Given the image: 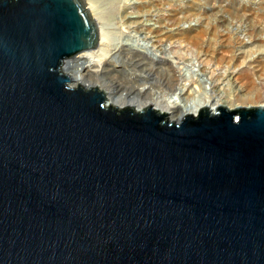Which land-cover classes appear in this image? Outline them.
<instances>
[{"label": "water", "instance_id": "1", "mask_svg": "<svg viewBox=\"0 0 264 264\" xmlns=\"http://www.w3.org/2000/svg\"><path fill=\"white\" fill-rule=\"evenodd\" d=\"M97 39L84 0H0V264H264V107H105L61 72Z\"/></svg>", "mask_w": 264, "mask_h": 264}, {"label": "rangeland", "instance_id": "2", "mask_svg": "<svg viewBox=\"0 0 264 264\" xmlns=\"http://www.w3.org/2000/svg\"><path fill=\"white\" fill-rule=\"evenodd\" d=\"M92 1L106 34L130 35L141 49L147 45L152 51L158 43L162 50H176L186 45L183 36L201 33L202 50H193L184 68L203 79L207 95H218L229 110L264 105V0Z\"/></svg>", "mask_w": 264, "mask_h": 264}, {"label": "bare ground", "instance_id": "3", "mask_svg": "<svg viewBox=\"0 0 264 264\" xmlns=\"http://www.w3.org/2000/svg\"><path fill=\"white\" fill-rule=\"evenodd\" d=\"M84 1L97 26V45L63 61L61 72L70 79L69 88L74 89L77 84L85 90L96 86L105 95V107L110 105L123 109L128 106L140 112L150 104L158 114L168 113L165 118L174 124L181 123L184 115L196 117L197 110L202 107H208L211 114L215 113V107L227 108L218 95H207L203 79L184 68L188 55L193 50H202L197 40L201 33L194 37L183 36L186 45L176 50H162L158 43L150 46L152 51L147 45L141 49L138 48V40L130 35H125L124 39L121 34H106L95 3ZM221 23L225 20L221 19ZM156 51L163 52V55L157 56ZM171 57L176 58L175 65L169 60ZM206 81L210 89L215 88L212 78Z\"/></svg>", "mask_w": 264, "mask_h": 264}]
</instances>
